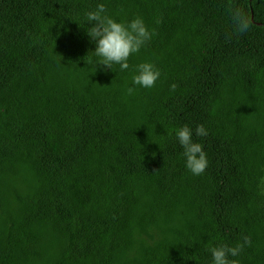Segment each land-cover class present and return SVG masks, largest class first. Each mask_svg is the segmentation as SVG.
<instances>
[{"label":"trees","instance_id":"obj_1","mask_svg":"<svg viewBox=\"0 0 264 264\" xmlns=\"http://www.w3.org/2000/svg\"><path fill=\"white\" fill-rule=\"evenodd\" d=\"M101 3L154 33L127 70L93 53ZM244 236L230 259L264 264V0H0V264H213Z\"/></svg>","mask_w":264,"mask_h":264},{"label":"clouds","instance_id":"obj_2","mask_svg":"<svg viewBox=\"0 0 264 264\" xmlns=\"http://www.w3.org/2000/svg\"><path fill=\"white\" fill-rule=\"evenodd\" d=\"M104 4H99L95 11L86 14L88 22H95L94 26L88 28V35L96 42V50L93 52L99 57V66L112 69L114 64L119 65L121 71L129 69L130 57L138 53L152 38L144 20L136 17L130 22H118L106 14ZM248 27L247 23L242 25V30ZM161 71L154 63L144 62L136 66V74L133 76V85L143 88H152L161 76ZM178 85L172 84L171 89L175 91ZM135 87L127 89L128 94L135 92ZM197 137L207 136L208 133L203 125L195 129ZM177 139L183 147V155L186 158V167L194 175H201L208 167L207 154L203 145L193 141V130L185 125L176 132ZM251 237L244 236L243 242L234 247L226 244L211 246L208 248L213 257V264H241L237 257L244 250L245 246H251Z\"/></svg>","mask_w":264,"mask_h":264},{"label":"rangeland","instance_id":"obj_3","mask_svg":"<svg viewBox=\"0 0 264 264\" xmlns=\"http://www.w3.org/2000/svg\"><path fill=\"white\" fill-rule=\"evenodd\" d=\"M233 116H236V114L233 113Z\"/></svg>","mask_w":264,"mask_h":264}]
</instances>
